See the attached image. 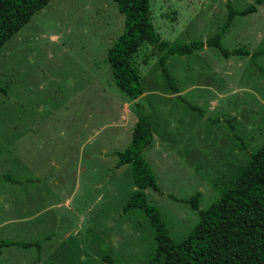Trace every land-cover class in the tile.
<instances>
[{"label":"rangeland","instance_id":"obj_1","mask_svg":"<svg viewBox=\"0 0 264 264\" xmlns=\"http://www.w3.org/2000/svg\"><path fill=\"white\" fill-rule=\"evenodd\" d=\"M238 11L215 48L135 55L143 94L115 84L107 52L124 31L111 0H51L0 48V264H149L155 228L139 209L131 166L117 167L134 123L158 192L145 190L179 243L264 144V0H150L168 44L205 41ZM165 66L177 92L166 84Z\"/></svg>","mask_w":264,"mask_h":264},{"label":"trees","instance_id":"obj_2","mask_svg":"<svg viewBox=\"0 0 264 264\" xmlns=\"http://www.w3.org/2000/svg\"><path fill=\"white\" fill-rule=\"evenodd\" d=\"M51 0H0V48ZM124 16V31L107 52L116 86L130 99L143 94L140 72L134 63L139 49L147 44L165 55H188L203 47L215 48L221 55L242 54V50L227 51L221 39L235 16L255 12V6L241 11L227 4V18L222 28L205 41L189 44L163 41L152 22L150 0H111ZM161 73L167 86L177 92L160 57ZM154 135L144 115L134 123L129 145L118 153L117 167L131 166L134 191L125 210L141 209L155 228L156 247L149 264H264V144L251 154L245 169L229 184L224 194L205 210H197L198 222L181 242H174L160 217L158 209L146 198L145 190L158 192L151 167L143 152L152 146ZM32 247L33 243L15 244L0 240V251L10 246Z\"/></svg>","mask_w":264,"mask_h":264},{"label":"crops","instance_id":"obj_3","mask_svg":"<svg viewBox=\"0 0 264 264\" xmlns=\"http://www.w3.org/2000/svg\"><path fill=\"white\" fill-rule=\"evenodd\" d=\"M140 98H138L136 101H138Z\"/></svg>","mask_w":264,"mask_h":264}]
</instances>
